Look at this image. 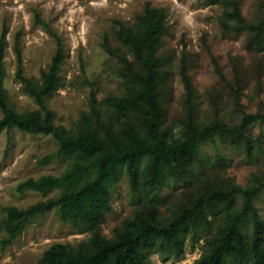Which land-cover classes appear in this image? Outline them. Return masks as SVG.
<instances>
[{
  "label": "rangeland",
  "instance_id": "obj_1",
  "mask_svg": "<svg viewBox=\"0 0 264 264\" xmlns=\"http://www.w3.org/2000/svg\"><path fill=\"white\" fill-rule=\"evenodd\" d=\"M236 1L240 19L224 1L0 0V34L7 28L1 93L16 116L38 112L42 121L49 112L63 136L108 151L177 148L194 140L181 161L161 160L157 179L149 152L131 165L135 181L129 160L118 162L95 207L62 210L57 204L31 217L3 246L8 207L24 209L65 192L22 183L66 177L79 189L95 179L96 155L63 154L51 133L0 130V264H36L54 245L89 256L98 243L146 224L166 226L190 208L195 221L181 236L183 252L176 257L171 242L166 248L157 240L143 245L145 261L206 262L235 223L246 252L226 253L224 264H255V242L264 249V121L249 115H264V0ZM153 7H163L166 18L150 55L126 41L120 26L140 42L144 26L137 17ZM35 11L54 34L35 22ZM242 24L257 28L238 29ZM56 36L61 54L52 74ZM215 124L222 127L213 137L197 136Z\"/></svg>",
  "mask_w": 264,
  "mask_h": 264
},
{
  "label": "trees",
  "instance_id": "obj_2",
  "mask_svg": "<svg viewBox=\"0 0 264 264\" xmlns=\"http://www.w3.org/2000/svg\"><path fill=\"white\" fill-rule=\"evenodd\" d=\"M223 1L232 6L233 13L230 14L240 19L236 0H209L210 3ZM165 16V9L163 7L147 8L143 14L138 15V20L144 26L143 36L140 42L131 33L130 28L121 25L120 30L126 41L132 43L138 49L143 47L151 55L154 51L157 39L165 31ZM34 20L37 24L46 29L47 32L54 34L49 23L41 17L38 11H35L34 13ZM237 28L253 29L257 27L242 24ZM6 31L7 28L3 25L0 34V105L3 110V116L0 118V130L16 126L20 129L35 133H51L60 141L61 147L59 152L63 154H69L74 150H78L90 155H96L92 165L95 169L96 176L94 180L85 183L80 186L79 189L74 187L77 184H72L69 179H65L66 177L56 178L47 176L38 181L28 180L22 183V187H36L41 189L62 186L65 187V192L59 198L38 202L24 209L8 207V218L3 223V227L7 233V237L2 240L3 246L10 245L12 241L22 233L26 223L31 217L37 213H43L50 210L57 204H60L62 210L70 208L78 210L81 207H95L100 201L103 192L106 191V185L109 182L112 168H114L118 162L129 160L130 172L135 181L136 170H134L131 165L142 153L149 152L153 156L151 174L154 179H157L161 173L162 161H167L168 157L173 158V160L181 161V158L188 152L190 144L194 142L193 139H188L187 142L177 148L159 144L154 147L150 145H138L137 147L130 149L108 151L99 144L87 145L72 137L63 136L52 124L49 112L42 121L38 112H34L28 117L16 116L12 110L6 106L1 93L3 49L5 46L4 39ZM56 38L58 41V49L51 69L52 74L55 71L56 64L58 63L61 54L60 38L58 36H56ZM16 52L19 57V49L17 47ZM146 63L150 68H153V60L146 61ZM145 88L146 95L153 105L154 113H157L155 111L154 94L151 90V84L148 81L145 82ZM249 118L264 121V115H249ZM221 127L222 126L217 124L206 126L197 133V136L202 139L211 138ZM248 206H251L250 203H248ZM196 207L201 210L199 204ZM194 211H196L195 208L186 210L184 214L180 215L166 226L146 224L139 232L135 234L130 233L115 242L98 243L97 248L93 250L89 256H84L81 253L73 255L70 251H66L65 246L54 245L42 255L36 264H150L143 258L142 247L146 244H155V241L157 240L160 243V247L163 245L166 248L171 242L175 251L173 252L174 256L177 257L183 252L181 236L189 227L193 226L192 223L195 221L193 217ZM229 234L230 235L225 237L223 243H220L219 246L211 251L206 262L203 261L199 264H224V255L226 253L244 256L246 252L245 246L240 241V232L237 230L235 223L230 228ZM166 248L162 249L164 253L168 254L172 252L166 250ZM254 248L255 264H264V249L260 247L257 242H255Z\"/></svg>",
  "mask_w": 264,
  "mask_h": 264
}]
</instances>
